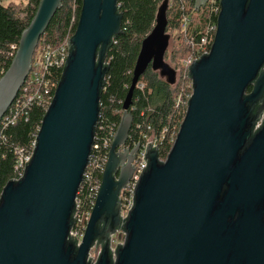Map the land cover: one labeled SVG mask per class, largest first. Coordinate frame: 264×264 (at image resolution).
<instances>
[{
  "label": "water",
  "instance_id": "1",
  "mask_svg": "<svg viewBox=\"0 0 264 264\" xmlns=\"http://www.w3.org/2000/svg\"><path fill=\"white\" fill-rule=\"evenodd\" d=\"M62 0H39L0 77V120L31 70L39 38ZM208 0H193L199 11ZM167 3L142 40L122 103L99 191L78 245L70 229L89 162L105 56L121 34L117 0H81L68 55L23 174L0 195V264H264V0H219L208 53L188 66L191 95L164 160L147 144L145 168L127 216L120 193L134 171L139 142L124 146L140 76L167 84L176 70L164 59L170 34ZM250 88V90H248ZM261 124L257 127V123ZM124 234L111 249V236ZM100 249L97 260L90 250ZM94 251V252H95Z\"/></svg>",
  "mask_w": 264,
  "mask_h": 264
},
{
  "label": "trees",
  "instance_id": "2",
  "mask_svg": "<svg viewBox=\"0 0 264 264\" xmlns=\"http://www.w3.org/2000/svg\"><path fill=\"white\" fill-rule=\"evenodd\" d=\"M162 1L117 0L118 11L122 13L121 34L115 37L105 56L108 71L100 94L99 115L93 143L111 139L120 121L122 103L131 84L141 42L154 27L157 8ZM38 2L39 0H26L24 6L18 8L14 0H8L5 4L0 0V68H8L12 58L9 56L11 45L18 44L20 34L33 17ZM80 8L81 0H62L61 7L39 38L37 48L44 42L58 43L66 31L71 15L74 13L78 19ZM193 8V0H186L184 4L177 5L175 8H167L166 31L175 30L177 34H173L175 46L170 51H166L164 59L176 70V83L172 86L167 84L149 66L138 80L144 84V88L142 90L135 88L129 108L133 122L126 145L133 147L141 140L142 132H146L150 125L155 128L156 133L165 130L158 146L160 159L166 158L184 117L183 109L176 104L177 97L181 95L184 99L191 94V80L188 78V72L180 65V60L189 54V37L180 33L179 29L182 15L192 16ZM216 8H219V0L215 3L207 2L201 7L199 21L192 22L189 28L195 40L198 39L196 32L200 31L207 22H216L217 13L214 12ZM55 75L57 83L61 70ZM44 113L45 110L41 106L33 104L25 110L23 117L2 129L0 134V195L6 183L17 176L15 165L20 153L30 152ZM102 149L105 150V147ZM98 177L100 178L101 175Z\"/></svg>",
  "mask_w": 264,
  "mask_h": 264
},
{
  "label": "built area",
  "instance_id": "3",
  "mask_svg": "<svg viewBox=\"0 0 264 264\" xmlns=\"http://www.w3.org/2000/svg\"><path fill=\"white\" fill-rule=\"evenodd\" d=\"M7 1L8 0H1L2 3ZM185 2L186 0H168L167 8H175L177 5H182ZM208 2L215 3L216 0H208ZM219 10L220 7L218 9L216 8L214 12L217 13L218 15ZM77 21L78 19L73 13L70 17L65 33L58 43L51 44L44 42L37 48V50H35L32 58L31 70L29 72V75L25 79L24 84L21 86L12 104L10 105V107L8 108V110L0 120V134L2 132V129H4L9 125L14 124L20 117H23L25 110L29 106H32L33 104H37L46 111L52 100L54 91L58 83V82L56 83L55 81V76H56L55 74L59 70L62 71V68L64 67L69 49L67 46V42L74 34ZM192 22L193 20L190 14L182 15L180 22V31L185 36L189 37L188 39L189 54L180 60V65L183 68H185L187 72H188V66L191 65L193 60H197L201 57V55L209 52L217 27L216 22L213 21L207 22L200 31L196 32L198 39L195 40L193 34L191 35V32L189 31V28L192 26ZM17 45H11V51L9 53L10 57H13L17 49ZM5 71L6 69L0 68V77L4 74ZM135 88H137L138 90H142L144 88V84L138 81ZM190 95L186 96L184 99L181 95L177 97L176 104L183 109L184 111L183 116L185 115L187 102ZM263 117L264 114L262 115V119ZM260 124L261 121L257 123V127ZM164 131L165 130L160 131V133H156L155 128H153V126L150 125L149 127H147L146 132H142L141 134V140L138 141L140 147L133 161V166L134 168L135 167L136 168L134 169L129 182L120 193V204H121L120 216L122 218H125L127 216L129 210L132 207L134 187L139 179L140 174L142 173V169L145 168L146 166V162L143 156L147 144L150 143L152 147L156 146L158 148L161 135L164 133ZM114 132L112 133V137L114 135ZM112 137L109 140H103L101 143H93L91 148V154L89 157V162L83 173L84 177L76 194V198H75L76 211L73 213L72 216V218L74 219V223L72 228L70 229V234L71 236L75 237L78 245L80 244L83 238L87 223L91 215V211L95 204V200L101 182V177L99 178L98 175L102 176L103 170L105 168V164L107 162V156H108V149ZM34 145H35V139L31 144V149L28 154L20 153L21 155L19 156L17 163L15 165L17 176L14 179H18L22 176L24 165L26 161H28L29 158L31 157L33 153ZM103 147H105V150L102 149ZM133 147L127 146L125 143V145L119 147L117 151L122 152L127 149L131 150ZM118 232L123 233L122 231H117L116 233ZM114 235L111 236V249L113 251L115 250V247L118 244H120L118 243L114 247L112 246ZM92 249L90 250V252L92 251ZM99 251L100 249L97 252L96 258H92L89 252L88 260L89 258H91L90 259L91 263L96 262Z\"/></svg>",
  "mask_w": 264,
  "mask_h": 264
},
{
  "label": "rangeland",
  "instance_id": "4",
  "mask_svg": "<svg viewBox=\"0 0 264 264\" xmlns=\"http://www.w3.org/2000/svg\"><path fill=\"white\" fill-rule=\"evenodd\" d=\"M25 1L26 0H22V1H18V0H14V2L15 3H17V5L16 6H18V8H20V7H23L24 6V4H25ZM4 4L6 3V2H3ZM20 6V7H19ZM201 11L202 10H200V11H196V10H194L193 11V13H192V20H193V22H198L199 21V19H200V15H201ZM179 32L181 33V31H180V29H179ZM168 33L170 34V36H171V38H170V41H169V47H168V50L167 51H170L171 49H172V47L173 46H175V44H176V42L174 41V38H173V34H177L176 33V31L175 30H173V31H168ZM167 61V60H166ZM168 62V61H167ZM170 64V63H169ZM171 65V64H170ZM172 66V65H171ZM123 237H124V235H123V233H121V232H118V233H116L114 236H113V241H112V246L114 247L116 244H118V243H121L122 241H123ZM99 250V249H98ZM98 250H96L95 252H94V249H92V251L90 252V255H91V257L92 258H96V255H97V252H98Z\"/></svg>",
  "mask_w": 264,
  "mask_h": 264
}]
</instances>
